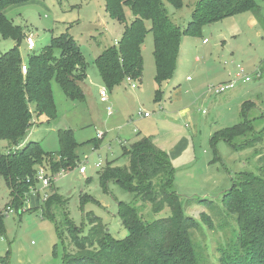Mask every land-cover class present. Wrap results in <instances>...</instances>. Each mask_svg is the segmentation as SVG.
Returning a JSON list of instances; mask_svg holds the SVG:
<instances>
[{"label":"rangeland","instance_id":"1","mask_svg":"<svg viewBox=\"0 0 264 264\" xmlns=\"http://www.w3.org/2000/svg\"><path fill=\"white\" fill-rule=\"evenodd\" d=\"M33 1L36 2L8 7L6 17L34 38L37 47L33 50L47 45L51 37L68 33L84 58L87 79L80 85L82 102L66 98L52 80L55 118L51 121L40 118L42 123L30 130L18 149L28 142H36L44 152L57 155L59 131H71L78 144V159L73 169L55 176L47 188L37 182L39 201L44 194L49 197L53 193L62 201L52 203L49 216L32 206L31 210L6 213L9 190L0 179V209L6 214L2 222L7 231L0 235L1 259L8 252V264H62L63 245L55 226L66 227L68 219L80 227L83 213L99 218L110 236L121 240L128 232L118 217L119 203L135 207L145 222L167 217V208L153 213L149 204L111 179L101 185L107 169L128 165L123 151L142 138H149L167 152L181 138L186 140L181 144V155L169 154L174 169L173 191L181 198L185 213L198 221L208 211L205 204L194 205L193 200L217 202L240 174L259 173L260 157L264 154V0H256L257 12L226 18L205 26L199 37H186L171 79L172 86L159 88L164 93L160 105L154 101L158 87L154 81L150 32L141 46L143 71L139 82L125 80L114 89H107L94 64L104 50L121 39L125 24L133 19L128 9L124 12L125 23H119L105 13L103 0ZM198 1L182 0L180 9L166 1L164 6L172 22L183 29L190 22ZM145 25L149 29V23ZM11 44L12 40L0 38V51L7 52L13 47ZM32 51L27 50L25 41L20 43L22 60ZM257 72L261 73L260 77ZM229 83H233L232 89L214 93V88ZM102 89L106 92V102L100 100ZM248 101L252 103L248 112L251 129L228 142L219 139L242 122L241 105ZM143 113L150 118H143ZM215 134L217 138L212 142ZM9 150H13L12 146L0 140V154H7ZM80 167L85 168V174L79 173ZM80 197H87L82 208ZM211 220L213 228L205 226L204 234L195 237L198 250L209 261L218 256L219 247L233 240L235 229V225L221 227L216 219ZM88 229L85 221L84 233ZM65 242L69 244L67 236Z\"/></svg>","mask_w":264,"mask_h":264},{"label":"trees","instance_id":"2","mask_svg":"<svg viewBox=\"0 0 264 264\" xmlns=\"http://www.w3.org/2000/svg\"><path fill=\"white\" fill-rule=\"evenodd\" d=\"M29 1L0 0V38L15 42V46L0 54V140L7 141L13 149L0 154V179L9 190L6 208L14 211L31 210L25 207L29 196L36 193L38 167L51 178L50 184L61 171L75 167L78 144L71 131H59L57 155L44 152L36 142L18 148L30 130L42 123L39 118L44 117L46 121L55 118L52 80L66 98L74 102L84 101L80 85L86 80L84 58L68 33L51 37L47 45L33 50L25 62L22 61L19 46L25 36L24 28L14 25L3 12L10 6ZM103 1L110 19L125 23V9L133 16L125 24L116 45L104 50L94 61L103 86L112 90L127 78L141 80V46L150 32L154 81L158 87L154 101L157 103L162 96L161 84L173 78L182 37H199L207 25L259 9L256 0H199L190 22L182 29L172 22L164 6L166 1L180 9L182 0ZM241 106L242 122L221 134L219 139L228 142L251 129L248 112L252 103L244 102ZM216 138L217 134L211 141ZM123 156L128 158V165L107 169L101 177V185L111 179L149 204L153 213L167 208L169 215L145 222L135 207L119 203L118 217L128 232L121 240L113 239L101 220L91 213H83L80 227L66 219V227L55 226L63 245L62 264H264V154L260 157L259 173L240 174L219 201L193 200L194 205L205 204L208 211L200 215V221L185 213L181 198L173 191L174 169L166 152L149 138H142L125 149ZM87 197H80V208ZM54 202L62 203L56 193L39 201L37 209L49 216ZM4 215L0 209V235L5 234ZM211 218L221 227L235 225L233 240L217 249L218 256L213 261H209L195 243V237L204 234L203 227L213 228ZM85 221L89 225L87 233L83 230ZM66 236L69 244L65 242ZM7 257L8 252L0 258V264H8Z\"/></svg>","mask_w":264,"mask_h":264},{"label":"built area","instance_id":"3","mask_svg":"<svg viewBox=\"0 0 264 264\" xmlns=\"http://www.w3.org/2000/svg\"><path fill=\"white\" fill-rule=\"evenodd\" d=\"M25 43H26L27 50H29V51H32L36 47L34 38L32 36H30V35H28V36L25 37ZM25 72H26V67H25V65H23L22 66V73L25 74ZM260 76H261V73L260 72H257V77H260ZM126 80L128 82H130V83L133 82L129 78H127ZM248 80H249L248 78H245V81H248ZM232 87H233V83H229L227 85H223V86H220V87H216V88H214V93L215 94H221V93H223V92H225V91H227L229 89H232ZM131 88L134 89L135 88V85L132 84L131 85ZM99 96H100V100L102 102H106L107 97H106L105 90L102 89L99 92ZM109 112H111V110H109ZM148 116L149 115L147 113H143V117H148ZM97 166H99V164H97ZM60 173L63 174L64 171H61ZM79 173L80 174H84L85 173V168L84 167H80L79 168ZM54 178H53V180H54ZM37 179H38V181H40L42 187H44V188H47L50 185L51 178L49 176H46L45 175V171H44V169L42 167H39L38 168V171H37ZM32 194H35V192L32 193ZM46 198H47V195L44 194L43 195V200H45ZM6 213H12V210L10 208H6Z\"/></svg>","mask_w":264,"mask_h":264},{"label":"crops","instance_id":"4","mask_svg":"<svg viewBox=\"0 0 264 264\" xmlns=\"http://www.w3.org/2000/svg\"><path fill=\"white\" fill-rule=\"evenodd\" d=\"M34 2H36V1H33V0H31V1H29V2H27L26 4H33ZM25 3L24 4H21V5H14V6H10V7H19V6H23V5H26ZM7 10V9H6ZM6 10H4V15H5V13H6ZM6 16V15H5ZM13 23V22H12ZM14 24V23H13ZM15 25V24H14ZM16 26H18V25H16ZM27 36V34H25V37ZM186 39V37H182V39H181V42H180V47H179V53H178V59H177V64H179V56H180V53H181V47H182V45H183V42H184V40ZM23 41H25V38H24V40ZM50 41V40H49ZM13 42V41H12ZM118 41H116L115 42V44L114 45H116V43H117ZM11 46H15V42H13V44H11ZM36 47H37V45H36ZM41 47H43L42 45H41ZM0 48H1V46H0ZM3 52H1L0 51V54H2ZM197 60V59H196ZM23 62H25V60H22ZM177 68V67H176ZM86 76H87V74H86ZM173 77H174V75H173ZM188 78L189 77H187L186 78V80H188ZM87 79V78H86ZM86 81V80H85ZM84 81V82H85ZM172 84V82H171V80H169V81H167V82H163L162 84H161V87L162 86H172L171 85ZM82 85V84H81ZM176 92V90L174 91V93ZM163 95H164V93L162 92V96H161V100H160V102H158L159 103V105L161 104V102H163L162 100H164L163 99ZM143 116V115H142ZM42 118V117H41ZM143 118H146V119H148V118H150V116H148V117H143ZM38 121H41V119L39 118L38 119ZM172 128V127H171ZM170 128V129H171ZM173 130H175L174 128H172ZM177 131V130H176ZM176 133V135L177 134H179V132H175ZM186 142V140L185 139H183V138H181L179 141H178V145L177 146H175L171 151H169V152H167V150H165L164 148H162L161 146H158V144L156 143V142H154L153 144L157 147V148H159L160 150H162V151H164V152H166L168 155L170 154H172V155H174L173 157H177V156H179V155H181V152H182V148H181V144L182 143H185ZM121 145H123V143H120ZM85 174V173H84ZM81 175H83V174H81ZM38 185L39 184H37L36 185V193H35V195H33V194H31L30 196H29V198L30 197H32V200H30L29 198H28V200H27V202H26V209H32L31 208V206L32 207H36L35 209H37V207H38V205H39V199H38V196H36V195H39V193L37 192V188H38ZM44 193V192H43ZM37 197V198H36ZM30 200V201H29ZM4 233L6 234L7 233V231L4 229Z\"/></svg>","mask_w":264,"mask_h":264}]
</instances>
